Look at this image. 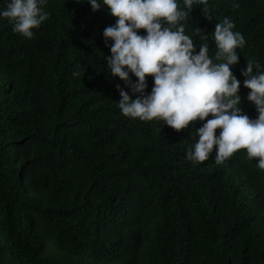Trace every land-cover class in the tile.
<instances>
[{"label": "trees", "instance_id": "trees-1", "mask_svg": "<svg viewBox=\"0 0 264 264\" xmlns=\"http://www.w3.org/2000/svg\"><path fill=\"white\" fill-rule=\"evenodd\" d=\"M235 2L213 0L204 29L227 16L264 71V0ZM41 7L30 39L0 19V264H264L263 226L225 172L185 159L189 133L120 113L116 85L134 94L104 70L109 24L72 0Z\"/></svg>", "mask_w": 264, "mask_h": 264}, {"label": "clouds", "instance_id": "clouds-1", "mask_svg": "<svg viewBox=\"0 0 264 264\" xmlns=\"http://www.w3.org/2000/svg\"><path fill=\"white\" fill-rule=\"evenodd\" d=\"M72 1L90 6L109 24L102 30L110 53L103 57L104 70L134 94L116 85L120 113L189 133L194 142L185 159L225 172L227 183L216 184L264 228V71L243 32L233 30L227 16L213 30L204 29L215 14L213 0ZM3 2L0 19L24 38L48 17L41 7L47 0ZM231 6L239 7L235 0ZM146 76L153 81L147 94ZM239 80L251 103L244 102Z\"/></svg>", "mask_w": 264, "mask_h": 264}, {"label": "bare ground", "instance_id": "bare-ground-1", "mask_svg": "<svg viewBox=\"0 0 264 264\" xmlns=\"http://www.w3.org/2000/svg\"><path fill=\"white\" fill-rule=\"evenodd\" d=\"M221 12V11H220ZM223 12V11H222ZM228 15V14H227ZM216 132H217V129L215 130ZM231 166H233V164H231ZM226 168H234V167H226ZM238 170H240V168H238ZM239 176V178H242V175L241 174H239L238 175ZM264 232V230H261L260 231V233H263Z\"/></svg>", "mask_w": 264, "mask_h": 264}]
</instances>
